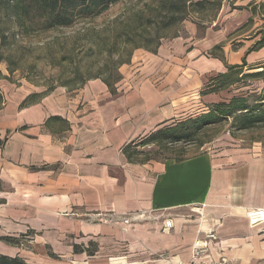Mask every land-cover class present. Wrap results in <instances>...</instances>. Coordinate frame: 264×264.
Returning a JSON list of instances; mask_svg holds the SVG:
<instances>
[{"label": "crops", "instance_id": "obj_1", "mask_svg": "<svg viewBox=\"0 0 264 264\" xmlns=\"http://www.w3.org/2000/svg\"><path fill=\"white\" fill-rule=\"evenodd\" d=\"M229 1L234 8L224 30L242 29L257 17L264 22V0ZM244 29L235 50L220 46L224 59L203 55L219 43L209 30L186 57L168 49L167 56L139 53L122 66L114 95L93 79L80 90L56 88L22 106L38 91L0 85V138L7 137L0 146V254L29 264H105L110 255L119 264H168L156 253L170 252L169 264H187L195 239L216 228L199 264L222 258L264 264V223L252 226L247 217L248 210L264 208V150L220 147L144 164L129 162L122 151L175 115L170 74L218 75L244 58L245 67L264 64V47L246 54L264 38V26ZM29 235L34 251L16 252L12 240Z\"/></svg>", "mask_w": 264, "mask_h": 264}, {"label": "rangeland", "instance_id": "obj_2", "mask_svg": "<svg viewBox=\"0 0 264 264\" xmlns=\"http://www.w3.org/2000/svg\"><path fill=\"white\" fill-rule=\"evenodd\" d=\"M168 1L178 3L180 9L176 15L183 16L184 19L166 27L164 22L167 20L168 10L163 8V4ZM193 1L198 0H121L94 19L80 20L70 27L49 29L39 20L33 27L30 22L22 25L15 8H3L0 10V31L6 32L7 39L3 48L6 60L0 63V85L32 87L38 92H45L52 87L66 88L68 91L80 90L88 83L87 81L82 86L81 77L99 74L102 66L111 60H126L125 64L128 65L139 53L167 56L163 53L165 49L170 50L169 55L186 57L195 45L200 44L198 41L207 30L210 40L219 43L203 55L207 58L215 55L224 59L220 46L231 44V48L235 50L239 45L236 42L239 39L237 36L243 33L244 28L253 27L254 33L264 26L262 18L257 17V20L242 29L226 31L223 28L234 8L229 0H208L207 7L203 10L197 9ZM181 67L185 69L184 66ZM255 72L259 73L254 75ZM204 73L200 78L193 72H183L177 78L176 75H169L172 78L168 81V86L173 87V100L176 101L175 115L160 127L225 107L234 99L247 98L249 103H253L256 99L264 98V64L253 69L249 66L235 68L227 78L220 77L221 73ZM183 75L185 78H182ZM220 84L226 87L220 91H211L214 85L218 88ZM198 140V143H177L160 148L148 146L141 149L156 157L148 162L185 158L220 147H258L264 150V125L240 129L233 117H224L220 122L206 127L199 134ZM0 228L2 236L4 228ZM18 238L20 244L16 247V252L34 251L36 246L30 235ZM116 258L105 256L104 263L119 264L120 261ZM39 264L43 262L40 261Z\"/></svg>", "mask_w": 264, "mask_h": 264}, {"label": "trees", "instance_id": "obj_3", "mask_svg": "<svg viewBox=\"0 0 264 264\" xmlns=\"http://www.w3.org/2000/svg\"><path fill=\"white\" fill-rule=\"evenodd\" d=\"M121 0H0L1 9L17 10L16 16L20 24L24 25L27 22L33 25L37 24L39 20L46 29L57 27H70L76 24L80 20L94 19L101 16L108 11L111 6L119 3ZM208 0L193 1L197 9L203 10L207 7ZM220 5V4H219ZM163 8L167 9V17L164 22L166 27L172 26L178 22V20L184 19L183 16L178 17L176 15L177 10L180 9L177 2H169L163 4ZM7 39V34L4 31H0V63L6 60L4 47ZM264 47V38L254 44L246 54L251 51L259 50ZM126 63V60L108 61L102 66V72L95 76H88V78L81 77V84L84 86L87 81L91 79H101L109 88L110 92L114 95L118 92V84L122 81L123 75L120 72V67ZM246 65L245 58L241 65L228 66V71L221 73L220 77L227 78L231 76L233 69ZM259 72H255L258 74ZM231 83V82H230ZM229 83H226L228 85ZM221 85L216 88V85L211 88L212 92L220 91L226 87ZM55 90L52 87L45 92H37L29 95L21 104L27 105L43 97L44 95ZM4 97L2 90L0 89V109L3 105ZM224 117H233L234 120L240 125V129H248L259 125H264V98L256 99L253 103H249L247 98L234 99L225 107L211 110L210 112L201 116L190 117L182 120L173 125L159 126L147 135L140 136L130 143L126 144L122 151L125 154L127 160L131 163L144 164L148 161L155 159L156 157L150 155L149 152L141 149L142 147L154 146L160 148L162 146H169L177 143H198L199 134L208 126L214 123L220 122ZM57 117H52L55 119ZM7 141V137L0 138V146H3ZM203 144V141L200 142ZM141 156H144L141 158ZM186 158V157H185ZM185 158H178L176 160H182ZM9 242L10 238H4ZM19 245L20 242L12 240ZM75 251H84V249L75 245ZM88 249H86L87 251ZM92 253L91 251H89ZM0 264H29L24 258L20 256H9L0 254Z\"/></svg>", "mask_w": 264, "mask_h": 264}, {"label": "built area", "instance_id": "obj_4", "mask_svg": "<svg viewBox=\"0 0 264 264\" xmlns=\"http://www.w3.org/2000/svg\"><path fill=\"white\" fill-rule=\"evenodd\" d=\"M247 217L249 219V222L252 226H256L259 224L264 223V208H252L248 210ZM125 223H129V218L124 219ZM165 226L166 228L173 227L172 220H165ZM217 238V231L216 228H212L208 231H205V233L202 236H198L191 249L190 258L187 262V264H199L201 259L209 253L210 251V242L215 240ZM156 257L169 264L171 254L170 252H158L156 253ZM227 260L225 258H222L218 262H213L212 264H226Z\"/></svg>", "mask_w": 264, "mask_h": 264}]
</instances>
